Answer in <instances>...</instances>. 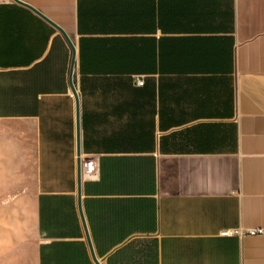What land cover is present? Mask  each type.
Instances as JSON below:
<instances>
[{
	"label": "crops",
	"instance_id": "obj_1",
	"mask_svg": "<svg viewBox=\"0 0 264 264\" xmlns=\"http://www.w3.org/2000/svg\"><path fill=\"white\" fill-rule=\"evenodd\" d=\"M22 1L77 101L0 0V264H264V0Z\"/></svg>",
	"mask_w": 264,
	"mask_h": 264
},
{
	"label": "built area",
	"instance_id": "obj_2",
	"mask_svg": "<svg viewBox=\"0 0 264 264\" xmlns=\"http://www.w3.org/2000/svg\"><path fill=\"white\" fill-rule=\"evenodd\" d=\"M137 85H142V78L136 80ZM98 177L97 157L88 156L80 160V178L82 179H96ZM221 235L227 236L231 234L238 235H262L264 229L261 227L247 228V229H224L220 232Z\"/></svg>",
	"mask_w": 264,
	"mask_h": 264
},
{
	"label": "water",
	"instance_id": "obj_3",
	"mask_svg": "<svg viewBox=\"0 0 264 264\" xmlns=\"http://www.w3.org/2000/svg\"><path fill=\"white\" fill-rule=\"evenodd\" d=\"M18 3H21V4H24L26 6H28L29 8H31L32 10H34L36 13H38L40 16H42L43 18H45L46 20H48L52 25H54L63 35L64 37L66 38L68 44L70 45V48L72 50V58H71V62H70V69H69V84H70V87H71V90L74 94V97L77 101V96H76V92H75V89H74V85H73V81H72V69H73V63H74V46L73 44L71 43L70 39L68 38V36L65 34V32L56 24H54L52 21H50L47 17H45L44 15H42L39 11H37L36 9H34L33 7H31L30 5H28L27 3L23 2L22 0H14ZM77 155H78V158H77V182H78V186L80 185V159H79V148H78V125H77ZM95 258V257H94Z\"/></svg>",
	"mask_w": 264,
	"mask_h": 264
}]
</instances>
